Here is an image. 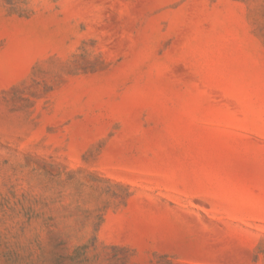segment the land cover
Segmentation results:
<instances>
[{"label":"rangeland","instance_id":"1","mask_svg":"<svg viewBox=\"0 0 264 264\" xmlns=\"http://www.w3.org/2000/svg\"><path fill=\"white\" fill-rule=\"evenodd\" d=\"M0 264H264V0H0Z\"/></svg>","mask_w":264,"mask_h":264}]
</instances>
